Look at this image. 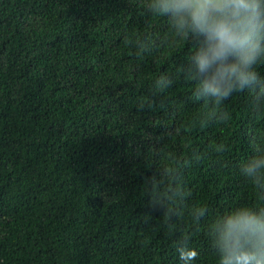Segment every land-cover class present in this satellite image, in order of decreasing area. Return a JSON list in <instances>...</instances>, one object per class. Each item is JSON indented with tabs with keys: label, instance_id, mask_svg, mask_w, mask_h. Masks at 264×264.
Instances as JSON below:
<instances>
[{
	"label": "trees",
	"instance_id": "obj_1",
	"mask_svg": "<svg viewBox=\"0 0 264 264\" xmlns=\"http://www.w3.org/2000/svg\"><path fill=\"white\" fill-rule=\"evenodd\" d=\"M191 50L146 0H0V264H179L182 238L213 264L206 224L264 203L239 172L264 99L234 93L208 118L183 75ZM153 175L206 218L153 207Z\"/></svg>",
	"mask_w": 264,
	"mask_h": 264
},
{
	"label": "clouds",
	"instance_id": "obj_2",
	"mask_svg": "<svg viewBox=\"0 0 264 264\" xmlns=\"http://www.w3.org/2000/svg\"><path fill=\"white\" fill-rule=\"evenodd\" d=\"M147 11L167 19L171 33L188 41L192 50L183 75L194 82L193 95L203 102L205 115L224 119V104L234 93L248 90L264 99V0H146ZM141 52L148 45L138 42ZM175 77L163 73L154 81L158 92L173 86ZM264 105H260L262 107ZM164 180L175 179L170 168L160 169ZM241 176L264 198V139L257 137L253 154L241 162ZM150 204L169 217L187 214L197 223L207 216L205 206L182 210L176 198L158 190L153 175ZM172 205V207H169ZM213 264H264V203L238 205L206 224ZM179 264H198L199 250L187 238L176 243Z\"/></svg>",
	"mask_w": 264,
	"mask_h": 264
}]
</instances>
